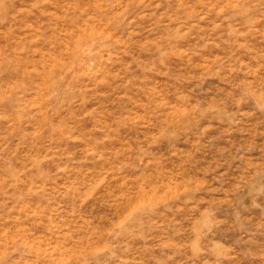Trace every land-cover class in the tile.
Masks as SVG:
<instances>
[{"label":"rangeland","instance_id":"rangeland-1","mask_svg":"<svg viewBox=\"0 0 264 264\" xmlns=\"http://www.w3.org/2000/svg\"><path fill=\"white\" fill-rule=\"evenodd\" d=\"M0 264H264V0H0Z\"/></svg>","mask_w":264,"mask_h":264}]
</instances>
